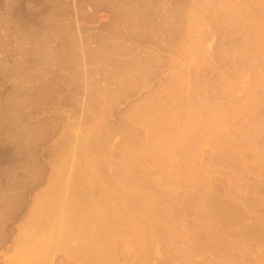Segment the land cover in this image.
Returning a JSON list of instances; mask_svg holds the SVG:
<instances>
[{
	"label": "rangeland",
	"instance_id": "rangeland-1",
	"mask_svg": "<svg viewBox=\"0 0 264 264\" xmlns=\"http://www.w3.org/2000/svg\"><path fill=\"white\" fill-rule=\"evenodd\" d=\"M100 127L176 220L264 244V0H0V264L45 257L35 196Z\"/></svg>",
	"mask_w": 264,
	"mask_h": 264
},
{
	"label": "bare ground",
	"instance_id": "bare-ground-1",
	"mask_svg": "<svg viewBox=\"0 0 264 264\" xmlns=\"http://www.w3.org/2000/svg\"><path fill=\"white\" fill-rule=\"evenodd\" d=\"M111 132L100 127L92 142L85 141L82 152L77 151L86 158L78 177L61 185L51 174L35 196L33 223L41 230L53 229L37 264H247L230 262L229 254H250L252 246L255 253L264 252V244L253 242L254 230H246L242 241L230 238L226 229L232 228L218 223L223 211L206 213L210 221L197 225L176 220L174 196L142 191L145 185L134 184L130 162L111 161ZM43 179L34 182L39 185ZM230 212L232 216L237 210Z\"/></svg>",
	"mask_w": 264,
	"mask_h": 264
}]
</instances>
